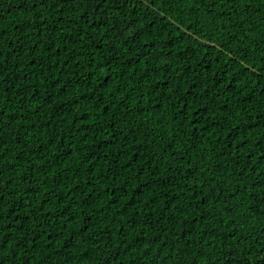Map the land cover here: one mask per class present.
<instances>
[{
    "label": "trees",
    "instance_id": "obj_1",
    "mask_svg": "<svg viewBox=\"0 0 264 264\" xmlns=\"http://www.w3.org/2000/svg\"><path fill=\"white\" fill-rule=\"evenodd\" d=\"M0 264H264V0H0Z\"/></svg>",
    "mask_w": 264,
    "mask_h": 264
}]
</instances>
